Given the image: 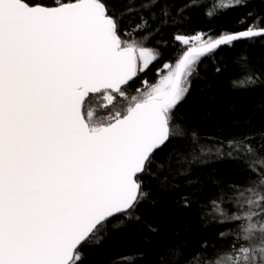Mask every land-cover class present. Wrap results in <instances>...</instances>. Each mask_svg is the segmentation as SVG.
Instances as JSON below:
<instances>
[{
    "label": "trees",
    "instance_id": "trees-1",
    "mask_svg": "<svg viewBox=\"0 0 264 264\" xmlns=\"http://www.w3.org/2000/svg\"><path fill=\"white\" fill-rule=\"evenodd\" d=\"M102 1L122 44L147 45L152 63L119 92L87 96L91 127L132 108L117 106L121 93H165L187 48L178 36L264 27V0ZM178 94L166 107L170 137L137 176L134 206L100 224L70 264H264V35L192 56Z\"/></svg>",
    "mask_w": 264,
    "mask_h": 264
},
{
    "label": "water",
    "instance_id": "water-1",
    "mask_svg": "<svg viewBox=\"0 0 264 264\" xmlns=\"http://www.w3.org/2000/svg\"><path fill=\"white\" fill-rule=\"evenodd\" d=\"M257 35L263 26L196 42L165 93L91 127L87 96L119 92L138 68L106 4L0 0V264H70L100 224L137 201V176L170 137L166 107L190 58Z\"/></svg>",
    "mask_w": 264,
    "mask_h": 264
},
{
    "label": "rangeland",
    "instance_id": "rangeland-1",
    "mask_svg": "<svg viewBox=\"0 0 264 264\" xmlns=\"http://www.w3.org/2000/svg\"><path fill=\"white\" fill-rule=\"evenodd\" d=\"M211 37H213V36H211ZM178 38L184 44L187 45L186 47H189V46L195 44L198 41L204 40V37H203V34L202 33H196L194 35H182V36H178ZM146 46H144V48L142 46H140V49L141 50L137 48L138 71L139 72H142L144 69H146L148 66L151 65L150 63H152V60L150 59V51L149 50H148V52H149L148 58L147 57H144V55H145V50L144 49L146 48ZM138 51H141L142 54H141V52L138 53ZM169 64H170V62L166 63L165 68H168L169 67ZM152 91H153V87L148 88L143 93H141L142 91H137V92H135V94H134V92L129 93V94H127V93H121L118 96L120 103H117V106L132 107L135 102H140V101H142V99L149 97L150 94H152L151 93ZM177 99H179V94L176 96L175 100H177ZM123 109H121V110H123ZM118 111H120V110H118ZM260 217L263 220V221H260V222H262L261 223L262 224V228H264V210L262 211V215H260ZM262 260L264 261V259H262Z\"/></svg>",
    "mask_w": 264,
    "mask_h": 264
},
{
    "label": "flooded vegetation",
    "instance_id": "flooded-vegetation-1",
    "mask_svg": "<svg viewBox=\"0 0 264 264\" xmlns=\"http://www.w3.org/2000/svg\"><path fill=\"white\" fill-rule=\"evenodd\" d=\"M148 54H149V52H148ZM154 87H155V89H153V91L151 92L152 94H150L149 97H151L153 94L157 93V91L159 89V88H156L157 86H154ZM155 95H158V94H155Z\"/></svg>",
    "mask_w": 264,
    "mask_h": 264
},
{
    "label": "bare ground",
    "instance_id": "bare-ground-1",
    "mask_svg": "<svg viewBox=\"0 0 264 264\" xmlns=\"http://www.w3.org/2000/svg\"><path fill=\"white\" fill-rule=\"evenodd\" d=\"M85 105V104H84Z\"/></svg>",
    "mask_w": 264,
    "mask_h": 264
}]
</instances>
